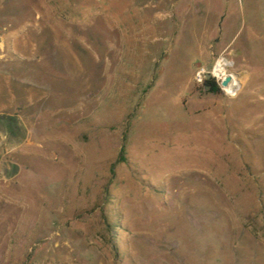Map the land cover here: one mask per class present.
I'll return each instance as SVG.
<instances>
[{"label":"rangeland","instance_id":"obj_1","mask_svg":"<svg viewBox=\"0 0 264 264\" xmlns=\"http://www.w3.org/2000/svg\"><path fill=\"white\" fill-rule=\"evenodd\" d=\"M0 264H264V0H0Z\"/></svg>","mask_w":264,"mask_h":264},{"label":"built area","instance_id":"obj_2","mask_svg":"<svg viewBox=\"0 0 264 264\" xmlns=\"http://www.w3.org/2000/svg\"><path fill=\"white\" fill-rule=\"evenodd\" d=\"M233 67L234 59L230 53H219L217 55H212V61L209 64L201 63L196 66L193 73V82L200 86L205 85L207 81H214L218 87V90L228 97H234L240 89H238L239 86L237 87L238 90L234 96H231L226 92V86H229L231 82H233L232 74H235L237 77H239L238 74L232 70ZM228 75L230 76V80L226 85H222V80Z\"/></svg>","mask_w":264,"mask_h":264},{"label":"bare ground","instance_id":"obj_3","mask_svg":"<svg viewBox=\"0 0 264 264\" xmlns=\"http://www.w3.org/2000/svg\"><path fill=\"white\" fill-rule=\"evenodd\" d=\"M233 76V82H231V84L229 86H226V92L229 93L231 96H234L237 92V87H238V81L236 83L237 80V76L235 74H232Z\"/></svg>","mask_w":264,"mask_h":264},{"label":"trees","instance_id":"obj_4","mask_svg":"<svg viewBox=\"0 0 264 264\" xmlns=\"http://www.w3.org/2000/svg\"><path fill=\"white\" fill-rule=\"evenodd\" d=\"M208 85H210V91L218 90L217 85L214 83V81H207Z\"/></svg>","mask_w":264,"mask_h":264},{"label":"water","instance_id":"obj_5","mask_svg":"<svg viewBox=\"0 0 264 264\" xmlns=\"http://www.w3.org/2000/svg\"><path fill=\"white\" fill-rule=\"evenodd\" d=\"M229 80H230V76L228 75V76H226V77L222 80L221 84H222V85H226V84L228 83ZM205 87H206V88H210V85L206 84Z\"/></svg>","mask_w":264,"mask_h":264},{"label":"crops","instance_id":"obj_6","mask_svg":"<svg viewBox=\"0 0 264 264\" xmlns=\"http://www.w3.org/2000/svg\"><path fill=\"white\" fill-rule=\"evenodd\" d=\"M237 81H238V83H239V81H240V78H239V77L237 78L236 83H237Z\"/></svg>","mask_w":264,"mask_h":264}]
</instances>
